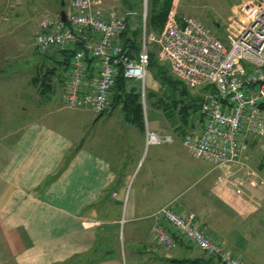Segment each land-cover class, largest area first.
Instances as JSON below:
<instances>
[{"label": "crops", "instance_id": "crops-1", "mask_svg": "<svg viewBox=\"0 0 264 264\" xmlns=\"http://www.w3.org/2000/svg\"><path fill=\"white\" fill-rule=\"evenodd\" d=\"M60 1L64 5L65 1ZM123 1L127 11L135 12L133 0ZM56 2L0 0V78L6 74L9 60H18L21 52H28L33 47L35 51L26 61L31 60V73H34L26 83L29 89H39L40 93L39 85L32 79L41 67V71H45V61L50 62L52 56L36 51L34 37L43 17L65 10L57 8ZM68 5L70 8V0ZM99 7L105 15L114 11L109 9L105 0ZM176 7L174 0L173 8ZM127 11L125 17L129 23L135 14L126 15ZM176 19L181 23L185 18ZM17 82L20 83V79ZM145 83L146 78L144 86ZM148 84L149 88L152 87L150 79ZM48 93L52 91L49 89L40 94L46 99ZM63 106L45 109L42 116L16 125H9L6 120L0 123V264H86V256L96 251L101 230L105 234L116 235L123 225L129 223L130 237L151 236L150 215L181 195V167L202 181L200 192L203 194L220 184L215 181L216 172L210 167L197 174L191 171L196 167L195 162L188 163L181 154V139L178 142L173 137L171 142L149 145L147 153L141 155L145 134L124 119L120 107L101 114L90 108L68 107L86 111L87 116L76 121L75 125L61 122L58 126L48 117ZM113 113L117 116L112 121ZM104 116L103 125L105 122L117 127V132L110 133L107 142L98 138V131L88 134L86 129L93 118L94 126ZM200 120V116L193 117L190 129L198 131ZM136 145L140 150L134 170L142 159L139 170L145 163L147 169L139 175L128 196L123 216V212H117L115 208L125 197L126 183L131 174L119 171L113 163H121L122 151ZM71 150H75L74 154L61 172L56 173ZM238 192L235 193L239 195ZM201 199L199 203L195 195L183 196L176 206L182 211L194 212L203 226L216 232V225L204 208L207 199ZM179 243L177 240L174 250L180 248ZM164 249L141 244L135 253L153 254L151 259L146 258V264H164L173 258L180 259ZM88 264H121V261L119 255L110 252Z\"/></svg>", "mask_w": 264, "mask_h": 264}, {"label": "built area", "instance_id": "built-area-1", "mask_svg": "<svg viewBox=\"0 0 264 264\" xmlns=\"http://www.w3.org/2000/svg\"><path fill=\"white\" fill-rule=\"evenodd\" d=\"M100 3L70 0L65 21L58 12L38 23L34 44L39 53L52 48L73 49L63 86L64 104L104 113L110 107L120 71L127 80L141 83L143 97L148 46L154 44L171 74L185 87L200 90V129L183 131L182 146L188 155L218 169V179L228 187L241 185L252 172L242 156L245 141L264 133V0H245L222 38L192 17L179 23L173 14L160 31L148 32L143 14L140 48L135 56L116 41L126 27L125 15L114 11L105 15ZM144 124L145 146L172 141V134L158 133L146 121ZM150 217L151 235L158 243L172 248L177 240L183 241L217 264H241L239 255L205 233L192 211H179L174 199Z\"/></svg>", "mask_w": 264, "mask_h": 264}, {"label": "rangeland", "instance_id": "rangeland-1", "mask_svg": "<svg viewBox=\"0 0 264 264\" xmlns=\"http://www.w3.org/2000/svg\"><path fill=\"white\" fill-rule=\"evenodd\" d=\"M64 1L65 3L62 5V2L57 0L55 6L57 8H64L68 11V0ZM100 1L103 2V0ZM128 1L130 2L131 0H126V2ZM133 1V9L135 10L133 14H135V18L133 21L127 23V30L129 31L139 28L140 21L142 23L144 19L143 14H145L146 19L147 13V0ZM244 1L245 0H176L177 7L173 8V0L172 7L167 12L166 18L171 14L179 18L192 17L199 21L211 33L222 38L227 30L228 22L236 20L240 13V6ZM105 2L108 7H110L109 9H113L121 16H124L128 9L123 0H105ZM119 35L116 37L117 42L121 40ZM148 48L149 51L154 53L158 63L164 66L171 78L173 80L176 79L169 70L168 62L160 58L157 47L154 44H150ZM34 51L32 47L28 52H21L18 60H9L6 74L0 78V123L3 122L2 120H6L9 125H16L35 116H42L45 109L49 110L50 107L53 108L65 105L62 94L67 69L64 71L60 66L55 68V72L51 77L53 91L52 93H48L46 99L38 92L39 89L35 91L32 90V88L29 89L26 81L34 72L31 73V71H33V69H31V60L26 61V58L31 56V53ZM43 55L52 56L50 62L45 61L43 67L46 70L59 65L58 60L61 59L62 52L59 48H52L43 53ZM41 69L38 70V73ZM92 73L93 72H91V75ZM18 79H20V83L17 82ZM149 79L152 83V87L150 88L148 87ZM92 80L93 76H90L89 81ZM127 82L129 86L135 87L140 91L144 123L146 121L150 129H156L159 132L165 131L172 134L179 142L181 133L190 128L181 122L177 113L178 105L176 107L173 106V101L171 99L174 98L178 100V92H174L170 86L163 85L155 76V69L149 65L146 72V83L145 86H143V97L142 85L140 82L136 80H129ZM186 89L190 95H198L197 93H199V90L196 88L186 87ZM111 95H113V91ZM111 103L112 96L110 106ZM112 109L115 108L109 107L104 113L112 112ZM95 115L94 117H96ZM86 116V111L63 106L56 112L53 111L48 119L57 123L58 126H61V122H69L71 125H75L77 123L76 121H80ZM116 116L117 113H113L111 120L113 121ZM93 119L89 121L86 127L87 131H89L88 134L93 133L94 130L98 131V138H103V140L107 142L110 133L115 134L117 132V127L113 126V124L109 125V123L104 122L103 125L102 121L106 119L105 116L101 118L99 121L101 123L99 125L98 122L93 126ZM192 120L193 119H191V123ZM179 123H182L184 126L182 127V132L180 131V126H178ZM179 148L181 154L186 158L188 163L192 161L195 162L196 167L194 170H191L192 172L194 171L193 173L197 174L198 171H204L210 167L211 170L216 172L215 181L220 184H216L214 187L210 188L207 194H203L202 191L200 192L202 181L198 178H194V175L186 171L184 172V167H181V177H183L180 181L182 183L180 189L181 195L176 198L177 200H175V202H178L183 196L195 195L199 203H201V197H205L207 202L204 208L208 212L209 218L212 219V222L216 225V228L213 227L215 228L214 230H216L215 232L205 227V225L203 226L204 223L199 220L200 218H197L201 224L200 227L205 233L212 239L222 243L225 248L239 255L241 257V264H264V133L260 136L249 137L245 141L242 156L244 161L250 165L252 172L242 179L243 183H241V185H234L231 187H228L224 180L218 179V175L220 174L218 169H215L210 163L202 159L190 155L188 156L183 150L184 147L182 148L179 146ZM139 150L137 145L132 149H125L122 151L121 163L113 161V165L116 166L119 171L129 172L131 174L126 183L125 197L115 208L117 212H123V216L128 206V196L136 186L139 175L147 169V164L145 163L142 170H139L142 159L139 166L134 170L139 157ZM141 150V155H145L148 151V146L144 144ZM187 171L189 170L187 169ZM192 180H195V182ZM234 191H239L238 194L240 193L241 195H237ZM179 211L181 210L179 209ZM130 230L131 225L129 223H126L125 226L123 225L116 235H108L101 230L102 233L98 236L96 251L86 256V264L104 258L110 252L119 255L121 264H146V258L151 259L150 256L153 254L149 255L150 253L146 252L135 253L141 244H152L155 247L165 248L163 251L169 252L172 256L180 258L185 256L188 259H205L207 257L198 249L190 247L188 243L183 241H180L181 243L178 245L180 250H174L173 247L168 248L158 243L152 235L130 237Z\"/></svg>", "mask_w": 264, "mask_h": 264}, {"label": "trees", "instance_id": "trees-1", "mask_svg": "<svg viewBox=\"0 0 264 264\" xmlns=\"http://www.w3.org/2000/svg\"><path fill=\"white\" fill-rule=\"evenodd\" d=\"M173 0H147V13L145 19V27L148 32H158L162 29L163 24L165 22L166 14L169 9L172 7ZM128 19H126V27L120 33L119 37L121 38L120 42L122 43L124 49L131 56H135L138 49L140 48V38L142 35V23L140 21L139 28H136L132 31L127 30ZM138 37V38H137ZM77 47L80 44L76 45ZM62 57L58 60L59 65L46 69L45 71H40L33 77V82L38 84L40 87V93L53 91V86L51 83V77L55 72V68L61 67L64 71L69 66V61L72 56L73 49H62ZM149 66L155 69V76L159 79V81L166 86L172 87L174 92H178L179 99L175 100L172 98L173 106L177 105V113L180 117V120L183 124H186L189 128H191V119L195 116H200L199 113V103L200 96L198 95H190L187 92L186 87L177 79H172L171 76L167 73L166 69L163 65L159 64L157 58L152 51H149ZM169 67V66H168ZM121 71L116 77L115 85L113 88L112 95V103L110 108L120 107L124 119L127 122H130L132 125L137 127L140 131L145 130L144 124V116H143V108L141 103V94L140 91L132 86H129L128 82ZM200 91V90H199ZM170 97V96H169ZM168 97V98H169ZM169 107V106H166ZM165 107V108H166ZM166 110V109H165ZM179 123L180 131L182 132L183 124ZM178 129V128H177ZM75 150H71L66 154L62 165L58 168L56 173L61 172V170L66 166L67 162L70 160ZM110 190V189H109ZM169 261L183 263V262H197L204 264H217L216 261L207 256L205 259L198 258H173Z\"/></svg>", "mask_w": 264, "mask_h": 264}, {"label": "water", "instance_id": "water-1", "mask_svg": "<svg viewBox=\"0 0 264 264\" xmlns=\"http://www.w3.org/2000/svg\"><path fill=\"white\" fill-rule=\"evenodd\" d=\"M59 13H60L61 20L65 21L66 20V12H65V10H61Z\"/></svg>", "mask_w": 264, "mask_h": 264}]
</instances>
